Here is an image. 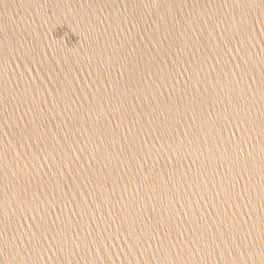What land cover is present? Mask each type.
Instances as JSON below:
<instances>
[{"label":"water","instance_id":"1","mask_svg":"<svg viewBox=\"0 0 264 264\" xmlns=\"http://www.w3.org/2000/svg\"><path fill=\"white\" fill-rule=\"evenodd\" d=\"M0 264H264V0H0Z\"/></svg>","mask_w":264,"mask_h":264}]
</instances>
